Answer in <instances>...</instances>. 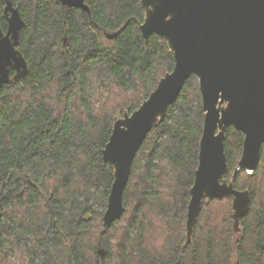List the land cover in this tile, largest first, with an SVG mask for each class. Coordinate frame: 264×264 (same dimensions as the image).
<instances>
[{
	"label": "trees",
	"instance_id": "16d2710c",
	"mask_svg": "<svg viewBox=\"0 0 264 264\" xmlns=\"http://www.w3.org/2000/svg\"><path fill=\"white\" fill-rule=\"evenodd\" d=\"M7 1L26 24L18 49L29 70L0 89V264H264V147L257 170L234 179L245 138L234 127L224 180L250 191L249 212L237 228L232 197L206 201L188 240L205 124L196 76L136 156L123 217L104 226L114 124L175 67L165 38L143 37L142 0H84L90 14L59 0H0L5 32Z\"/></svg>",
	"mask_w": 264,
	"mask_h": 264
},
{
	"label": "water",
	"instance_id": "95a60500",
	"mask_svg": "<svg viewBox=\"0 0 264 264\" xmlns=\"http://www.w3.org/2000/svg\"><path fill=\"white\" fill-rule=\"evenodd\" d=\"M59 1L90 14L84 0ZM142 5L146 12L141 26L144 39L148 42L153 35L165 38L175 67L139 109L126 112L114 124L103 151L115 177L104 226L110 228L123 217L124 193L135 158L192 76L200 82L205 124L190 192L188 240L206 201L232 197L238 226L249 212L251 193L224 180L230 170L225 141L230 127L245 137L234 179L240 171L257 170L264 147V0H142ZM4 15L8 26L6 32L0 28V89L24 79L29 70L18 49L26 24L11 1H7ZM118 35L106 36L114 40Z\"/></svg>",
	"mask_w": 264,
	"mask_h": 264
},
{
	"label": "rangeland",
	"instance_id": "374dc122",
	"mask_svg": "<svg viewBox=\"0 0 264 264\" xmlns=\"http://www.w3.org/2000/svg\"><path fill=\"white\" fill-rule=\"evenodd\" d=\"M122 117H123V116H118V118H122ZM118 118H117V119H118ZM237 228H239V226H237Z\"/></svg>",
	"mask_w": 264,
	"mask_h": 264
},
{
	"label": "bare ground",
	"instance_id": "6f19581e",
	"mask_svg": "<svg viewBox=\"0 0 264 264\" xmlns=\"http://www.w3.org/2000/svg\"><path fill=\"white\" fill-rule=\"evenodd\" d=\"M108 208V207H107ZM107 211V210H106ZM106 213V212H105ZM105 216V215H104Z\"/></svg>",
	"mask_w": 264,
	"mask_h": 264
}]
</instances>
